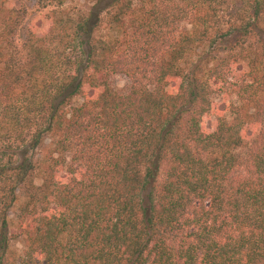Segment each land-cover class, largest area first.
<instances>
[{"label":"trees","instance_id":"1","mask_svg":"<svg viewBox=\"0 0 264 264\" xmlns=\"http://www.w3.org/2000/svg\"><path fill=\"white\" fill-rule=\"evenodd\" d=\"M40 1L21 44L0 0V264H264V0Z\"/></svg>","mask_w":264,"mask_h":264},{"label":"rangeland","instance_id":"2","mask_svg":"<svg viewBox=\"0 0 264 264\" xmlns=\"http://www.w3.org/2000/svg\"><path fill=\"white\" fill-rule=\"evenodd\" d=\"M39 1V2H38ZM45 1V0H44ZM48 1V0H46ZM14 5H24L27 8V17L24 28L21 30L19 35V42L22 44L25 40L28 27L33 24H40L43 30H46L50 26L49 14L55 8L54 4L48 7H43L40 0H12ZM92 4L91 0H67L63 9H66L70 13H84L87 12ZM114 83L122 88L128 84V78L124 75H118L113 77ZM10 219H14V213L11 212L9 215ZM11 250L15 251L14 256L8 255L7 264H15L13 257H18L24 250V242L20 237L19 239L13 240L11 243Z\"/></svg>","mask_w":264,"mask_h":264}]
</instances>
